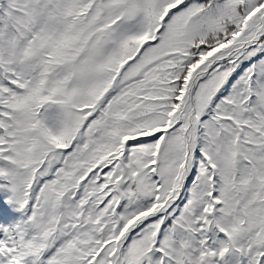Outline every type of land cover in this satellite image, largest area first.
<instances>
[{"label":"snow or ice","instance_id":"obj_1","mask_svg":"<svg viewBox=\"0 0 264 264\" xmlns=\"http://www.w3.org/2000/svg\"><path fill=\"white\" fill-rule=\"evenodd\" d=\"M0 264H264V0H0Z\"/></svg>","mask_w":264,"mask_h":264}]
</instances>
